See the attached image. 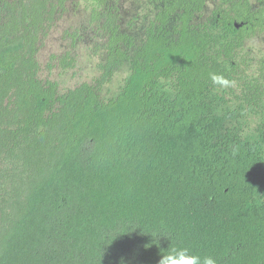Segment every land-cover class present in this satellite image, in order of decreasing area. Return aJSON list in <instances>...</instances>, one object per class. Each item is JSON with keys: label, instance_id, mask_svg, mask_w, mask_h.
Wrapping results in <instances>:
<instances>
[{"label": "trees", "instance_id": "1", "mask_svg": "<svg viewBox=\"0 0 264 264\" xmlns=\"http://www.w3.org/2000/svg\"><path fill=\"white\" fill-rule=\"evenodd\" d=\"M69 1L0 0V264H159L185 245L264 264V57L245 47L264 0L203 23L213 0H147L139 46L114 0H78L100 75L59 94L38 53Z\"/></svg>", "mask_w": 264, "mask_h": 264}, {"label": "rangeland", "instance_id": "2", "mask_svg": "<svg viewBox=\"0 0 264 264\" xmlns=\"http://www.w3.org/2000/svg\"><path fill=\"white\" fill-rule=\"evenodd\" d=\"M120 9L122 30L132 35L139 46L146 28L152 18V8L147 0H114ZM221 0L208 4L202 16L197 20H208ZM103 41L97 29L90 24L88 13L78 0H70L65 11L58 14L47 34L42 38L38 53L41 66L40 78L43 81H55L59 84V94L75 88L82 83L95 84L100 72L97 64L103 59L99 47ZM249 58L258 60L264 57V37L253 39L246 44ZM70 54L75 59L73 67L63 69L61 60ZM125 67L121 72L126 73ZM120 79V78H119ZM114 85L101 91L103 98L111 96ZM255 126L252 121L251 128Z\"/></svg>", "mask_w": 264, "mask_h": 264}, {"label": "clouds", "instance_id": "3", "mask_svg": "<svg viewBox=\"0 0 264 264\" xmlns=\"http://www.w3.org/2000/svg\"><path fill=\"white\" fill-rule=\"evenodd\" d=\"M213 84L228 86L229 81L221 75L211 74ZM159 264H219L217 256L201 254L191 246H171L162 255Z\"/></svg>", "mask_w": 264, "mask_h": 264}]
</instances>
